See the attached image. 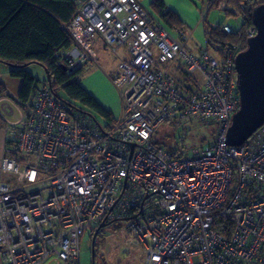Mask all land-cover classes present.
Here are the masks:
<instances>
[{"label": "built area", "instance_id": "built-area-1", "mask_svg": "<svg viewBox=\"0 0 264 264\" xmlns=\"http://www.w3.org/2000/svg\"><path fill=\"white\" fill-rule=\"evenodd\" d=\"M74 6L63 25L73 45L59 66L71 71L97 63V50H123L110 77L121 115L103 128L71 113L47 83L23 106L0 96V264H80L83 235L115 221L125 222L124 244L142 252V264H264V124L241 145L226 143L239 108L234 49L188 50L189 35L139 0ZM175 64L193 82L167 70ZM194 119L217 124L206 147L188 155L152 142L160 124L183 129ZM218 218L229 236L213 228Z\"/></svg>", "mask_w": 264, "mask_h": 264}, {"label": "trees", "instance_id": "trees-1", "mask_svg": "<svg viewBox=\"0 0 264 264\" xmlns=\"http://www.w3.org/2000/svg\"><path fill=\"white\" fill-rule=\"evenodd\" d=\"M192 1L201 5L204 0ZM215 3L216 0L205 1L210 7L209 10ZM224 4L223 12L227 17L231 15L232 9L240 15L242 19L240 28L237 31L232 30L231 33H223L221 31L223 24L216 26L204 24V39L208 47L213 45L216 49L232 47L236 56L246 49L248 39L246 29L253 26L252 11L256 6L264 5V0H250L247 3L244 0H224ZM150 9L169 28L186 32L184 22L167 9L161 0H151ZM74 11L75 6L71 0H0V62L9 67L10 78L20 81L17 93V101L20 105L23 106L28 102L32 90L37 85L36 79L27 67L37 64L49 76L51 93L68 106L71 113L88 115L101 127L109 128L116 123L113 114L104 109L78 80V75L84 67L91 64L87 62L71 71L59 66V58L73 45L61 25L69 22ZM178 80L193 82L187 73H182ZM44 83L47 81L44 80ZM5 91V86L0 84V96ZM168 124L173 129L180 128L170 122ZM152 137L154 144L166 149V146L154 141ZM96 228L97 226L89 231L90 239ZM213 228L226 237L232 230L231 225L221 218L215 220ZM96 247L95 239L94 252Z\"/></svg>", "mask_w": 264, "mask_h": 264}, {"label": "rangeland", "instance_id": "rangeland-1", "mask_svg": "<svg viewBox=\"0 0 264 264\" xmlns=\"http://www.w3.org/2000/svg\"><path fill=\"white\" fill-rule=\"evenodd\" d=\"M224 7V0H216L215 5L210 10L205 3L203 5L198 4L197 7H194V10L198 14V17L200 15L201 24H208L212 26L228 24L231 26L233 31H237L241 26V17L232 14L227 17L223 12ZM190 18L192 19L193 16L190 15ZM186 32H188L187 27ZM188 35V46L186 48L197 52L198 48H201L199 47L201 45L200 43L204 41L202 28L200 26H193ZM204 44L205 43L201 46ZM205 47L208 48L209 52L214 57H216L217 54L213 48L207 46ZM126 58L127 55L123 50H119L116 54L108 51L107 49L97 50L98 62L95 63L92 61L90 63L91 65L85 66L81 74L78 75V80L81 81L82 84L84 83L90 91H93L98 97L103 98V100L109 104L116 102L122 110L119 89L113 85L111 79L109 78V72L115 71L118 63ZM166 68L177 80L181 76L178 72V64H175V66H167ZM27 70L36 79V87L44 84V80H46V73L41 66L32 64L27 67ZM8 72L9 67L0 62V84L7 86L8 94L12 98L11 100L16 101V103L19 104L17 101L18 80L10 78ZM196 79L200 85H203V80L200 75L197 74ZM112 92L114 93V99ZM113 100L116 101L113 102ZM19 106L21 105L19 104ZM16 116L17 114L14 117H10V119L16 120ZM0 128H3L4 130V125L1 120ZM216 129L217 124L213 120L203 123L199 119H194L183 129H173L167 122L161 124L156 129L152 139L154 141H158L161 145L166 146V149L169 147L167 149L169 151L176 150L178 148L180 153L187 151L188 155H191L194 148H204L214 140V133L216 132ZM3 147L4 144L2 146V151ZM124 226V221H115L110 226L102 229V232L99 233L96 239L97 247L95 252V264H142V252L124 244V235L121 231ZM89 234L90 232H86L80 242V264L92 263L91 239Z\"/></svg>", "mask_w": 264, "mask_h": 264}, {"label": "water", "instance_id": "water-1", "mask_svg": "<svg viewBox=\"0 0 264 264\" xmlns=\"http://www.w3.org/2000/svg\"><path fill=\"white\" fill-rule=\"evenodd\" d=\"M255 36L248 38L246 49L234 58L239 108L232 115L226 133L229 146H239L264 124V5L252 11ZM46 73L47 85L49 76ZM109 223H100L91 239V264H95V238Z\"/></svg>", "mask_w": 264, "mask_h": 264}, {"label": "crops", "instance_id": "crops-1", "mask_svg": "<svg viewBox=\"0 0 264 264\" xmlns=\"http://www.w3.org/2000/svg\"><path fill=\"white\" fill-rule=\"evenodd\" d=\"M74 1L75 0H71ZM140 3L142 4V6L147 9L149 12L153 13L150 9V1L151 0H139ZM164 5L166 6L167 9L171 10L173 13H175L185 24V27H187V30L188 32H186L187 34L189 33V31L191 32V29L193 26H200L202 28V34L204 36V24H201L200 21H201V17L199 15L198 17V14L196 13V11L194 10V7H197L198 4L196 2H193L192 0H161ZM205 1L207 0H204L202 2V5L205 3ZM193 6V7H192ZM190 7V8H189ZM210 7L208 6V9ZM188 12V13H187ZM154 14V13H153ZM190 15L193 16V18L191 19L190 18ZM188 18H189V21H188ZM212 26V25H211ZM215 26V25H214ZM63 27V25H61V28ZM186 30V28H185ZM204 38V37H203ZM205 43V39L202 43H200L201 45ZM201 45L199 47H201ZM188 46V44H187ZM186 46V47H187ZM199 49V48H198ZM191 51V50H190ZM116 71V69H115ZM109 72V78L111 77V75L115 72ZM18 88H19V85H20V81L18 80ZM80 85L90 94L92 95L93 97H95L96 101L106 110L110 111L114 118H117L121 115V107L118 106V104L113 100V102L115 103H112V104H109L108 102H106L105 100H103V98L101 97H98L93 91H90L88 89V87L82 82L80 81ZM5 95L8 96L10 99L11 96L8 94V88L7 86H5ZM17 93H18V89H17ZM113 94V99H114V93L112 92ZM16 102V101H14ZM4 141H5V133H4V130L3 128H0V160L2 159V156H3V151H2V146L4 144Z\"/></svg>", "mask_w": 264, "mask_h": 264}, {"label": "flooded vegetation", "instance_id": "flooded-vegetation-1", "mask_svg": "<svg viewBox=\"0 0 264 264\" xmlns=\"http://www.w3.org/2000/svg\"><path fill=\"white\" fill-rule=\"evenodd\" d=\"M100 232H102V230H101V231H99V232H98V234H99ZM98 234H97V235H98ZM95 239H97V236H96V238H95Z\"/></svg>", "mask_w": 264, "mask_h": 264}]
</instances>
